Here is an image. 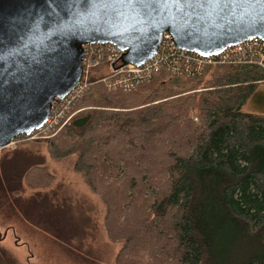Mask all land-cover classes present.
I'll return each mask as SVG.
<instances>
[{
  "label": "trees",
  "instance_id": "trees-1",
  "mask_svg": "<svg viewBox=\"0 0 264 264\" xmlns=\"http://www.w3.org/2000/svg\"><path fill=\"white\" fill-rule=\"evenodd\" d=\"M250 60L196 75L165 66L129 90L90 70L44 146L54 161L73 156L103 203L106 236L121 243L113 264H264V114L241 111L264 88V60ZM23 178L31 190L53 181L38 165Z\"/></svg>",
  "mask_w": 264,
  "mask_h": 264
},
{
  "label": "water",
  "instance_id": "water-1",
  "mask_svg": "<svg viewBox=\"0 0 264 264\" xmlns=\"http://www.w3.org/2000/svg\"><path fill=\"white\" fill-rule=\"evenodd\" d=\"M164 33L201 57L264 42V0H0V149L79 85L84 46H114L137 67Z\"/></svg>",
  "mask_w": 264,
  "mask_h": 264
},
{
  "label": "rangeland",
  "instance_id": "rangeland-1",
  "mask_svg": "<svg viewBox=\"0 0 264 264\" xmlns=\"http://www.w3.org/2000/svg\"><path fill=\"white\" fill-rule=\"evenodd\" d=\"M102 70L106 77L109 69ZM241 111L264 114V88ZM44 142L17 140L0 149V264H113L121 243L106 236L103 203L72 171L74 157L54 161ZM31 165L46 167L51 184L27 188L23 172Z\"/></svg>",
  "mask_w": 264,
  "mask_h": 264
},
{
  "label": "built area",
  "instance_id": "built-area-1",
  "mask_svg": "<svg viewBox=\"0 0 264 264\" xmlns=\"http://www.w3.org/2000/svg\"><path fill=\"white\" fill-rule=\"evenodd\" d=\"M120 55L121 53L111 45L94 44L84 46L81 60L82 77L79 85L63 100L54 102L45 122L38 129L31 132L29 136L23 138L25 140H47L64 126L72 115L69 114V111L76 99L88 87V70L97 68L100 64L103 65V68L109 69L108 75H105L106 77L100 80L107 89L119 86L120 88L129 90L146 82L153 73L165 66L173 76L181 73L196 75L204 66L208 65L234 64L246 62L252 58L264 60V42L250 39L226 48L217 55L201 57L174 48L170 37L164 33L155 55L139 66L122 65ZM13 145L14 142H11L7 147H12Z\"/></svg>",
  "mask_w": 264,
  "mask_h": 264
}]
</instances>
